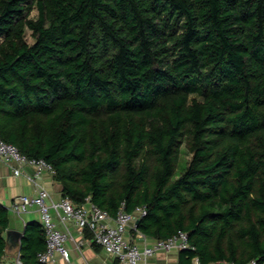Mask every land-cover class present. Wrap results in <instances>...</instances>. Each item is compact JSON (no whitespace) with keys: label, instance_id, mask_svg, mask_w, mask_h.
I'll list each match as a JSON object with an SVG mask.
<instances>
[{"label":"trees","instance_id":"1","mask_svg":"<svg viewBox=\"0 0 264 264\" xmlns=\"http://www.w3.org/2000/svg\"><path fill=\"white\" fill-rule=\"evenodd\" d=\"M0 36V138L62 197L145 206L139 231H185L199 264H264V0H0ZM7 226L0 206V264ZM44 248L28 223L19 260Z\"/></svg>","mask_w":264,"mask_h":264},{"label":"built area","instance_id":"2","mask_svg":"<svg viewBox=\"0 0 264 264\" xmlns=\"http://www.w3.org/2000/svg\"><path fill=\"white\" fill-rule=\"evenodd\" d=\"M0 161L11 166L15 175L23 174L35 186L34 195L16 197L10 209L17 213H25L30 207H36L41 215V226L44 231L45 248L38 253L36 264H51L60 255L66 262L70 261L68 240L73 236L67 228H60L58 223L66 225L72 221L82 231L88 230L90 240L99 245L107 253L114 256L117 264H143L159 251L193 250L185 231L179 230L166 239H152L137 228L140 217L146 213L145 206H136L128 212L121 205L115 216L110 215L88 199L85 203L75 204L69 197L46 202L49 193L41 183L44 174L52 175L54 170L50 163L42 158H30L19 149L0 138ZM31 167L30 173L27 167ZM83 240L77 242V247ZM16 264H23L19 257ZM225 264V263H214ZM229 264H235L233 262ZM246 264H255L252 260Z\"/></svg>","mask_w":264,"mask_h":264},{"label":"crops","instance_id":"3","mask_svg":"<svg viewBox=\"0 0 264 264\" xmlns=\"http://www.w3.org/2000/svg\"><path fill=\"white\" fill-rule=\"evenodd\" d=\"M28 170V169H27ZM28 172H30L28 170ZM31 173V172H30ZM41 183L49 193L46 202L58 200L61 198V192L54 190L52 175L44 174L41 177ZM35 186L23 174L15 175L11 166L0 161V206L7 210L8 226L3 232L4 236V256L2 262L6 264H16L19 250L16 252H7L5 242L10 232L12 240L19 241L24 229L28 223L37 222L41 224V215L36 207H30L25 213H17L10 209L13 200L20 195H34ZM62 229L67 228L73 236V240L66 242V247L69 250L70 261L66 262L60 255H57L56 261L51 264H117L116 259L111 254L103 250L99 245L90 240L89 232L82 231L74 222L69 221L66 225L58 223ZM22 234L19 238L17 234ZM83 240L80 248L77 247V242ZM20 249V247H19ZM143 264H199L197 256L190 257L188 254L181 251H159L151 256Z\"/></svg>","mask_w":264,"mask_h":264},{"label":"rangeland","instance_id":"4","mask_svg":"<svg viewBox=\"0 0 264 264\" xmlns=\"http://www.w3.org/2000/svg\"><path fill=\"white\" fill-rule=\"evenodd\" d=\"M37 14H38V11L35 7L32 6V8L30 10H27V12H25V15L28 17V18H36L37 17ZM3 36H0V39L3 40ZM24 38L28 41V42H32V31L28 28V27H25L24 29ZM190 158V153L187 149V146L185 143H183L180 147V152H179V155H178V161H179V164H182V163H185L186 161H188ZM181 169L179 168H176V172H175V176H177L179 173H180ZM2 264H6L5 261H3Z\"/></svg>","mask_w":264,"mask_h":264},{"label":"water","instance_id":"5","mask_svg":"<svg viewBox=\"0 0 264 264\" xmlns=\"http://www.w3.org/2000/svg\"><path fill=\"white\" fill-rule=\"evenodd\" d=\"M27 169L32 173L33 170L31 167H27ZM54 190L56 192H62L63 191V185L61 183H58L56 182L54 184ZM8 234V237L6 239V242H5V249L7 252H16L17 250H19V247H20V243L19 241H16V240H12L10 238V232L7 233ZM19 236V238L22 236V234H17Z\"/></svg>","mask_w":264,"mask_h":264}]
</instances>
